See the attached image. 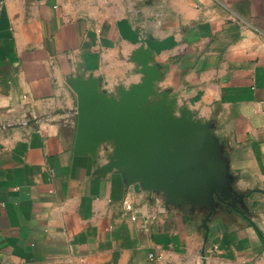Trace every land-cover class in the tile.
Returning <instances> with one entry per match:
<instances>
[{"label": "crops", "instance_id": "1", "mask_svg": "<svg viewBox=\"0 0 264 264\" xmlns=\"http://www.w3.org/2000/svg\"><path fill=\"white\" fill-rule=\"evenodd\" d=\"M122 19L175 38L154 87L209 124L213 209L76 147L74 79L117 97L144 77ZM0 264H264V0H0Z\"/></svg>", "mask_w": 264, "mask_h": 264}, {"label": "water", "instance_id": "2", "mask_svg": "<svg viewBox=\"0 0 264 264\" xmlns=\"http://www.w3.org/2000/svg\"><path fill=\"white\" fill-rule=\"evenodd\" d=\"M118 27L123 38L141 43L144 77L117 97L101 92L96 81L74 79L79 98L77 149L94 154L111 142L104 172H123L129 183L139 182L150 194L164 193L167 204L182 203L204 189L213 209L215 197L221 199L222 176L209 124L196 121L185 109L177 114L175 100L159 95L154 87L160 74L150 63L151 55L171 49L174 36L142 38L127 19Z\"/></svg>", "mask_w": 264, "mask_h": 264}, {"label": "built area", "instance_id": "3", "mask_svg": "<svg viewBox=\"0 0 264 264\" xmlns=\"http://www.w3.org/2000/svg\"><path fill=\"white\" fill-rule=\"evenodd\" d=\"M126 209L129 210V211L132 210V205H131L129 202H126ZM136 218H137L136 214L133 213V214L131 215V219H132V220H136ZM152 256H153V255H152Z\"/></svg>", "mask_w": 264, "mask_h": 264}]
</instances>
